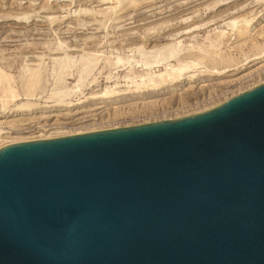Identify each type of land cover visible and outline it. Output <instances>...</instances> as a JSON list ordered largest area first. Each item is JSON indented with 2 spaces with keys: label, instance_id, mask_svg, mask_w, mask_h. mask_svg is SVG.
Returning a JSON list of instances; mask_svg holds the SVG:
<instances>
[{
  "label": "water",
  "instance_id": "95a60500",
  "mask_svg": "<svg viewBox=\"0 0 264 264\" xmlns=\"http://www.w3.org/2000/svg\"><path fill=\"white\" fill-rule=\"evenodd\" d=\"M0 264H264V83L1 147Z\"/></svg>",
  "mask_w": 264,
  "mask_h": 264
},
{
  "label": "rangeland",
  "instance_id": "374dc122",
  "mask_svg": "<svg viewBox=\"0 0 264 264\" xmlns=\"http://www.w3.org/2000/svg\"><path fill=\"white\" fill-rule=\"evenodd\" d=\"M107 1L0 0V93L26 102L40 77L28 114L1 111L5 140L190 116L264 81V0Z\"/></svg>",
  "mask_w": 264,
  "mask_h": 264
},
{
  "label": "bare ground",
  "instance_id": "6f19581e",
  "mask_svg": "<svg viewBox=\"0 0 264 264\" xmlns=\"http://www.w3.org/2000/svg\"><path fill=\"white\" fill-rule=\"evenodd\" d=\"M102 1V0H101ZM109 1V0H108ZM107 1V2H108ZM118 1V0H117ZM132 1V0H131ZM33 2V1H32ZM105 2V1H104ZM116 2V1H115ZM117 3V2H116ZM110 7H112V6H110ZM114 7H115V4H114ZM114 7H112V8H114ZM111 8V9H112ZM136 8V7H135ZM117 9V8H116ZM83 10V9H82ZM114 12V11H113ZM118 12H120V11H118ZM110 13H112V12H110ZM26 14V13H25ZM113 14V13H112ZM27 15V14H26ZM97 15V14H96ZM96 15L94 16V17H96ZM116 15H118V14H116ZM88 16V15H87ZM99 16H101V15H99ZM115 16V15H114ZM24 17V16H23ZM16 19V18H15ZM18 19V18H17ZM110 20V19H109ZM108 20V21H109ZM239 22H242V24L243 25H248L249 23H250V20H248V19H240V21H238L236 18L235 19H231V20H229V21H227L225 24L228 26V27H232V26H234L236 23H239ZM250 25V24H249ZM104 58V57H103ZM250 58V57H249ZM259 57H257V58H253L252 60H256V59H258ZM101 61H102V59H101ZM118 61V60H117ZM96 62V61H95ZM68 63H69V61H65V60H61L60 61V63H59V67L63 70V72H67V70H68ZM121 63V62H120ZM93 65V64H92ZM91 66V65H90ZM160 66V65H159ZM184 66V65H183ZM181 67V66H180ZM186 68V65L184 66V69ZM92 70V69H91ZM90 71V70H89ZM166 75H167V78L169 79V81H173L176 77H177V74L175 73V70H172V71H167L166 73H165ZM164 74V75H165ZM185 74V73H184ZM59 77H60V74L58 75ZM183 76V75H182ZM181 76V77H182ZM65 77V76H64ZM163 77V76H162ZM166 77V76H165ZM80 78V77H79ZM90 78V77H89ZM4 79H7L6 78V75L4 74V73H2L1 72V75H0V83H2V81L4 80ZM43 79V78H42ZM58 79V78H57ZM160 79V78H159ZM40 81V77H39V74H38V71H34V72H32L31 74H30V76H29V78H28V80H27V86H28V90H26V92H25V94H24V96H25V100H26V102H21L20 104H18L19 102V100H20V98H19V94H18V92H17V90H15L12 86H10V85H8L7 87H4V89L1 91V93H0V116H1V111H5L7 108H8V106H9V104H13L14 106H15V109H13V111H12V113L11 114H16V115H25V114H28V112L29 111H31L32 110V105L34 104L35 105V103H30L29 101L32 99V96H34L33 95V89L36 87V85L38 84V82ZM150 81V80H149ZM79 82V81H78ZM152 82V81H151ZM151 82H149V83H151ZM80 83V82H79ZM262 83H264V81L263 82H260V83H256L255 85H253V86H251V87H249L248 89H246V90H249V89H251V88H253V87H255V86H258L259 84H262ZM92 84V83H91ZM89 85H90V83H89ZM148 85V84H147ZM146 85V86H147ZM141 86V85H140ZM143 86V85H142ZM79 88V87H78ZM245 90V91H246ZM52 91V90H51ZM62 91V89H58V92H61ZM75 91H76V89H75ZM245 91H240V92H238V93H236V94H234V95H232V96H235V95H237V94H240V93H242V92H245ZM23 93V92H22ZM79 92H77V94H78ZM71 94H73V93H71ZM23 95V94H22ZM47 96V95H46ZM63 96H64V93H63ZM72 96V95H71ZM76 96V95H75ZM232 96H229V97H227V98H225L223 101H220V103L219 104H221L222 102H224L225 100H227V99H229V98H231ZM105 97H107V96H105ZM67 98H68V96H67ZM46 99V98H45ZM50 99V98H49ZM48 99V100H49ZM63 100V98H57V101H59V102H63L62 101ZM72 100H74V99H72ZM55 101H56V99H55ZM56 101V103H58ZM33 102V101H32ZM55 103V104H56ZM59 104V103H58ZM60 104H62V103H60ZM63 105H65V107H70V102H65V104H63ZM5 112H7V111H5ZM15 115V116H16ZM10 118V117H9ZM14 118V117H13ZM8 120V119H7ZM2 122V121H1ZM1 122H0V148L1 147H3L4 145H8V144H12V143H16V142H23V141H30V140H38V139H48V138H56V137H63V136H69V135H75V134H81V133H86V132H84V131H75V132H71V133H62V134H58V135H55L54 134V136H52V134L51 135H39V137H34V138H30V137H14L13 139H11V140H5L4 138H3V135L5 134V133H7L5 130H3L4 128L1 126ZM4 122H6V121H4ZM21 122V121H20ZM8 124H10V123H8ZM11 124H12V122H11ZM90 132H92V131H90ZM9 133V132H8ZM7 137V136H6ZM10 138V137H9Z\"/></svg>",
  "mask_w": 264,
  "mask_h": 264
}]
</instances>
